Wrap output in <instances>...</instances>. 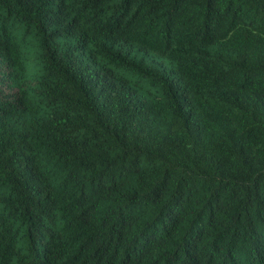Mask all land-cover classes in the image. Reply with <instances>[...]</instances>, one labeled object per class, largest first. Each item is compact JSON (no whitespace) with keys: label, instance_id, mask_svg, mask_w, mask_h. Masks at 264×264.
Listing matches in <instances>:
<instances>
[{"label":"trees","instance_id":"16d2710c","mask_svg":"<svg viewBox=\"0 0 264 264\" xmlns=\"http://www.w3.org/2000/svg\"><path fill=\"white\" fill-rule=\"evenodd\" d=\"M0 264H264V0H0Z\"/></svg>","mask_w":264,"mask_h":264}]
</instances>
